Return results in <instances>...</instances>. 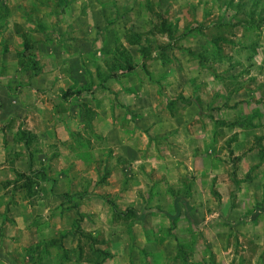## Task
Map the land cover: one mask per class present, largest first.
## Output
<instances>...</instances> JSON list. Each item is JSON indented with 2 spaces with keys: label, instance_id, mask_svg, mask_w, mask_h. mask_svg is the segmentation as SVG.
<instances>
[{
  "label": "crops",
  "instance_id": "0c3cea01",
  "mask_svg": "<svg viewBox=\"0 0 264 264\" xmlns=\"http://www.w3.org/2000/svg\"><path fill=\"white\" fill-rule=\"evenodd\" d=\"M139 1L0 0V68L12 71L0 73V264H94L66 245L68 229L71 236L73 227L83 226L80 234L90 238L96 233L88 226L108 228L109 247H100L96 264H244L249 249L252 260L258 258L264 235L258 220L244 219V149H238L244 124L226 123L244 116V109L213 108L200 91L188 98L186 84L205 80L164 69L177 60L160 64L159 94L147 86L138 50L152 42V30L142 39L147 29L140 26L150 24L152 12ZM160 7L167 23L168 14L179 17L177 5ZM113 19L135 21L125 34ZM171 29L154 34L167 41L178 35L176 45H188L181 28ZM119 41L132 53L130 71L140 74L89 85L82 68L90 54L113 56ZM24 66L46 69L26 75ZM60 66L70 74L53 69ZM70 84L79 91L71 93ZM220 91L230 105L241 90ZM19 129L24 137L11 140ZM227 129L242 167L235 173L221 154ZM41 161H47L39 167L41 187L31 193L40 197L30 207L24 187H10L18 173L37 174L34 164ZM106 162L110 171L94 169ZM63 166L72 169L55 171ZM80 177L85 183L78 188ZM103 177L94 187L91 180ZM67 193L80 194V204L60 216L56 203ZM72 210L82 218H71ZM58 242L67 257H60Z\"/></svg>",
  "mask_w": 264,
  "mask_h": 264
},
{
  "label": "rangeland",
  "instance_id": "374dc122",
  "mask_svg": "<svg viewBox=\"0 0 264 264\" xmlns=\"http://www.w3.org/2000/svg\"><path fill=\"white\" fill-rule=\"evenodd\" d=\"M161 4L163 6L166 4L177 5L179 17L172 19V13H170L167 15L170 18V22L167 23L161 11ZM139 5L146 7L152 12L151 17L147 19L150 24L140 25L147 29L142 39H148L149 36L146 34H148L149 30H152V42L138 50L141 55L143 70L150 79V82L148 81L146 84L152 91L159 94L163 90V83L160 82L159 77L165 71H163L160 64L168 63V61L173 63L172 61L176 62L177 60L179 65L174 63L175 65L169 67L164 66V69L175 74H182L188 78L201 76L202 80H205V84L192 81L186 84L185 92L188 94V98L200 91L204 101L211 99L210 106L213 108L227 106L244 109V116L242 115L241 118L234 117L226 123L243 121L244 147H239L238 149H244V207H247V210L244 211V219L253 218L258 220V233L264 235V0H166L165 2L164 0H140ZM120 7L121 10H126V6L121 5ZM118 21L117 26L116 22ZM130 21L132 22L129 23ZM134 21L113 19L110 20V23L114 22L113 24L123 32L122 30H126L129 24L133 25ZM138 21L143 22L141 20ZM172 25L181 28L182 36L180 35V37H184V41L188 39L186 42L188 45H185L187 47L182 45L178 47L176 45L178 35L172 36L170 41H167L160 39L159 35L154 34L158 30L165 31V29L170 32ZM191 31H195V34H189L188 37L186 34ZM126 32L127 30L125 34ZM128 37L131 41L138 40V37L134 35ZM125 39H127V36H125ZM123 44L122 41H119V46L117 45L115 48L117 52H113V56L103 57L90 54L86 66L82 68V73L89 78V85L95 84L93 81L98 79L102 81L109 76L120 80L125 76L140 74L127 69V66L133 63L132 53ZM20 55L22 56V54ZM25 63H29V61L25 60ZM21 69L26 71V75H29L35 69L43 72L46 67L29 68L24 66ZM53 69L64 75L70 74L69 68L65 66L54 67ZM0 73H12V71L10 68H0ZM94 77L96 78L95 80H93ZM210 78H214L215 82L211 81ZM125 80L122 82V86H127L128 83ZM207 81H211L210 85ZM220 90L229 93L241 91L238 97L233 96V103L229 105L230 100H225ZM69 91L74 93L79 91V89L75 85L70 84ZM157 100L159 98L154 99L156 103ZM224 136H227V139L222 145L223 151L221 154L229 161L228 170L235 173L238 168L242 170L238 163V158L240 157L232 154L233 148L230 146L231 140L229 139L232 136V132L227 129ZM23 137L19 129L11 140L13 139V141L17 142ZM37 144H41V142L38 140ZM106 155L108 156L107 153ZM248 155L250 156L248 157ZM120 164L123 167L126 163L120 162ZM46 165L47 161L34 164V168L38 170L37 174L34 175H31V172L18 173L15 183L10 187H24L23 197L28 200L30 207L40 197L38 194L36 196L31 194L33 191L37 192L38 187H41L39 179L42 177V171L39 172V167L44 169ZM82 165L81 163L76 166L79 174L83 171ZM99 166L103 168V172H107L110 171L112 163L96 164L94 169H98ZM124 167L127 169V166ZM71 169V166H63L59 170L55 169V171L63 173ZM141 172L142 169H137L138 174H141ZM103 176H106V174L104 173ZM78 180L80 183L77 182L76 185L79 188L83 186L85 180H82L81 177ZM91 181L94 182L95 187L98 183L105 182V178ZM121 181L124 185L125 180ZM60 185L63 187L65 182L61 180ZM105 196L111 199L110 196ZM62 198L60 203H56L60 205V209L57 208V210L60 216H68L69 208H73L77 203V206H79L80 194L67 193ZM71 218L80 220L82 216L78 214V217H76L74 210H72ZM129 227L130 225L126 224L120 229L125 234L124 231L130 229ZM84 228L86 229L85 226L83 228L73 227L71 236L68 229L66 245L74 246L72 249L73 254H85L88 260L96 264L102 256L100 247H109L106 233L108 228L88 226L89 230H93L96 233V235L89 234L92 238L80 234ZM55 245L60 257H67L68 250L64 252L59 242L58 244L55 243ZM244 245L250 248L251 244L245 243ZM253 245L256 244L253 243ZM259 248L258 258L254 260H252V255L254 254L251 253V249L248 250L250 253L244 252V264H264V242L259 244Z\"/></svg>",
  "mask_w": 264,
  "mask_h": 264
},
{
  "label": "trees",
  "instance_id": "16d2710c",
  "mask_svg": "<svg viewBox=\"0 0 264 264\" xmlns=\"http://www.w3.org/2000/svg\"><path fill=\"white\" fill-rule=\"evenodd\" d=\"M132 68H133L132 65H128V66H127V69H128V70H131Z\"/></svg>",
  "mask_w": 264,
  "mask_h": 264
}]
</instances>
